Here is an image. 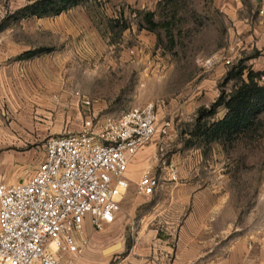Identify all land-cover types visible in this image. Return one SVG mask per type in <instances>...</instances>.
I'll return each mask as SVG.
<instances>
[{
    "label": "rangeland",
    "instance_id": "rangeland-1",
    "mask_svg": "<svg viewBox=\"0 0 264 264\" xmlns=\"http://www.w3.org/2000/svg\"><path fill=\"white\" fill-rule=\"evenodd\" d=\"M38 1L0 0V121L13 146L31 151L39 166L47 139L79 133L89 111L103 121L153 103L159 127L172 124L167 136L158 133L135 159L118 222L84 230L81 254L68 255L74 264H114L103 252L114 232H126L130 247L138 232H159L161 240L175 244L168 232L182 231L228 232V240L242 239L248 247L250 256L240 264H264V127L255 139L231 142L196 135L200 111L237 86V79L227 80L231 74L241 67L247 68L245 79L249 71L264 74V46H247L236 22L240 3L249 10L254 3L78 0L59 15L29 16L25 9ZM53 1L55 10L63 6ZM230 47L232 65L203 68V60ZM28 52L35 54L25 58ZM225 115L220 108L205 121ZM147 171L161 179L162 188L141 197L135 188ZM196 207L204 222L190 221Z\"/></svg>",
    "mask_w": 264,
    "mask_h": 264
},
{
    "label": "built area",
    "instance_id": "built-area-1",
    "mask_svg": "<svg viewBox=\"0 0 264 264\" xmlns=\"http://www.w3.org/2000/svg\"><path fill=\"white\" fill-rule=\"evenodd\" d=\"M257 18L264 33V8ZM233 52L223 50L202 66L206 71L230 66ZM76 95L91 106L86 96ZM171 125L159 127L157 108L150 103L103 121L89 111L79 133L48 138L28 181L0 185V264H74L68 255L81 254L85 228L102 230L118 221L131 187V163L158 133L167 136ZM169 168L175 179L177 170ZM161 188V179L147 171L135 193L152 197Z\"/></svg>",
    "mask_w": 264,
    "mask_h": 264
},
{
    "label": "crops",
    "instance_id": "crops-1",
    "mask_svg": "<svg viewBox=\"0 0 264 264\" xmlns=\"http://www.w3.org/2000/svg\"><path fill=\"white\" fill-rule=\"evenodd\" d=\"M244 2L254 3V6L249 10L240 3L242 15L241 20L236 18L238 29L246 32L247 46L262 48L264 46L263 27L258 23L256 14L260 8H264V0H245ZM251 10L254 16H250ZM2 80V71H0V103L4 96L1 90ZM11 142V133L1 127L0 121V185L12 186L26 182L38 168L33 161L31 151L19 150L18 146H13ZM138 156L139 154L135 159ZM135 159L128 173L131 184L132 165ZM198 210L196 207L195 215L192 214L190 221H205L204 217L199 216ZM168 233L175 235V244L161 240L160 237L163 236L159 232H138L133 236L132 245L127 247L126 232H114L110 235V245L106 249L116 245H120V248L112 252L113 254L110 253V262L114 259V264H240L250 256L248 247L244 245L242 239L228 240V232ZM233 234L239 235L238 232Z\"/></svg>",
    "mask_w": 264,
    "mask_h": 264
},
{
    "label": "trees",
    "instance_id": "trees-1",
    "mask_svg": "<svg viewBox=\"0 0 264 264\" xmlns=\"http://www.w3.org/2000/svg\"><path fill=\"white\" fill-rule=\"evenodd\" d=\"M63 6L58 10L53 7V0H41L25 10L30 11L29 16L38 18L59 15L68 7L79 4L78 0H60ZM34 52L25 54L30 58ZM246 67L238 68L236 73L231 74L227 80L237 79L238 84L231 93L222 92L219 99L209 110H201L197 119L196 135L206 141L225 140L231 142L240 138L255 139L259 131L264 127L261 116L264 114V84L261 79L264 74L249 71L244 78ZM223 108L226 115L215 123L206 122L213 118L217 110Z\"/></svg>",
    "mask_w": 264,
    "mask_h": 264
},
{
    "label": "water",
    "instance_id": "water-1",
    "mask_svg": "<svg viewBox=\"0 0 264 264\" xmlns=\"http://www.w3.org/2000/svg\"><path fill=\"white\" fill-rule=\"evenodd\" d=\"M120 248V245H116L114 247L108 248L105 250V253H112Z\"/></svg>",
    "mask_w": 264,
    "mask_h": 264
}]
</instances>
